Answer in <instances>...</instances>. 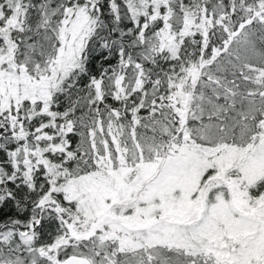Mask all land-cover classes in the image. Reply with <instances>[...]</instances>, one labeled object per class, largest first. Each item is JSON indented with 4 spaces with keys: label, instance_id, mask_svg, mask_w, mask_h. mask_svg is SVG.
<instances>
[{
    "label": "snow or ice",
    "instance_id": "1",
    "mask_svg": "<svg viewBox=\"0 0 264 264\" xmlns=\"http://www.w3.org/2000/svg\"><path fill=\"white\" fill-rule=\"evenodd\" d=\"M0 264H264V0H0Z\"/></svg>",
    "mask_w": 264,
    "mask_h": 264
}]
</instances>
